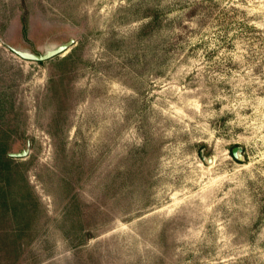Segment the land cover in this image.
<instances>
[{
  "label": "rangeland",
  "instance_id": "374dc122",
  "mask_svg": "<svg viewBox=\"0 0 264 264\" xmlns=\"http://www.w3.org/2000/svg\"><path fill=\"white\" fill-rule=\"evenodd\" d=\"M4 150L0 264H264V0H0Z\"/></svg>",
  "mask_w": 264,
  "mask_h": 264
},
{
  "label": "water",
  "instance_id": "95a60500",
  "mask_svg": "<svg viewBox=\"0 0 264 264\" xmlns=\"http://www.w3.org/2000/svg\"><path fill=\"white\" fill-rule=\"evenodd\" d=\"M72 43H73V40H70L69 42H65V43H62L58 46L50 48L44 53H37V52L30 51V50H23V49H19V48H15V47H12V50L17 55H19L20 57H22L24 59L31 60V61H45V60L51 59L57 55H61V54L65 53L69 49V47L71 46ZM242 150H243V148L241 146H234L232 148V153L237 158L242 159ZM201 153H202L203 159L207 163L213 162L212 156L207 157V156L203 155V151H201ZM25 154H26V152L22 151L20 153H17L16 156H24Z\"/></svg>",
  "mask_w": 264,
  "mask_h": 264
},
{
  "label": "trees",
  "instance_id": "16d2710c",
  "mask_svg": "<svg viewBox=\"0 0 264 264\" xmlns=\"http://www.w3.org/2000/svg\"><path fill=\"white\" fill-rule=\"evenodd\" d=\"M27 28V26L25 25V29ZM0 157H2V159L9 165L10 164V156L7 157V153L6 150L2 151V153L0 154ZM11 159V158H10ZM5 180H3V182L5 181V183H1L0 184V194L6 196L7 194H11L12 193V186H11V180L7 177L5 178Z\"/></svg>",
  "mask_w": 264,
  "mask_h": 264
}]
</instances>
